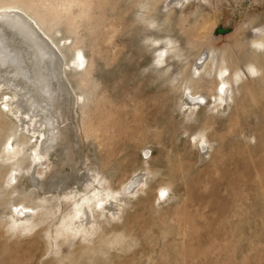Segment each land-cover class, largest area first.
Segmentation results:
<instances>
[{"label":"rangeland","instance_id":"obj_1","mask_svg":"<svg viewBox=\"0 0 264 264\" xmlns=\"http://www.w3.org/2000/svg\"><path fill=\"white\" fill-rule=\"evenodd\" d=\"M12 4L86 64L75 166L0 90V264H264V0Z\"/></svg>","mask_w":264,"mask_h":264},{"label":"bare ground","instance_id":"obj_2","mask_svg":"<svg viewBox=\"0 0 264 264\" xmlns=\"http://www.w3.org/2000/svg\"><path fill=\"white\" fill-rule=\"evenodd\" d=\"M211 28L212 26L209 25L202 28V35L211 34ZM52 34L46 25L26 8L13 4L0 7V90H9L15 94L14 104L10 106L23 121L27 119L29 112L31 118L38 115L46 122L48 133L46 144L39 151V164H42L44 156H48L56 147L64 154L62 159L72 162L75 166L79 159L74 140L76 134L72 126L71 109L81 101L80 99L76 101L73 95L75 92L71 91L72 87L63 75L67 76L69 70H82L86 61L79 48L74 50V58L70 60L67 54L62 52L61 47H58V41L55 42ZM210 50L216 52L215 48ZM206 56L208 58L206 64L203 63V70L211 71L212 61L207 53ZM76 57H79V60ZM81 60L84 62L81 63ZM223 83L221 96L216 99L218 102L223 99V93L229 90V85L225 81ZM190 98L198 104L205 102L204 97L195 92L190 94ZM6 153L11 155L12 152L6 148ZM140 184H143V181L138 178L126 187L133 188ZM99 195L100 193H94L93 200L100 202L102 197ZM23 208H20L23 212L30 210L29 206ZM85 209L84 204L81 210ZM79 210L78 214L82 213Z\"/></svg>","mask_w":264,"mask_h":264}]
</instances>
